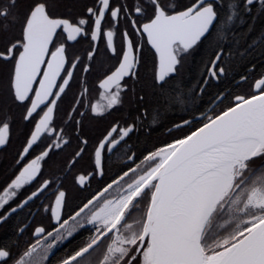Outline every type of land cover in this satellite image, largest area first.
I'll use <instances>...</instances> for the list:
<instances>
[{"label":"snow or ice","instance_id":"snow-or-ice-1","mask_svg":"<svg viewBox=\"0 0 264 264\" xmlns=\"http://www.w3.org/2000/svg\"><path fill=\"white\" fill-rule=\"evenodd\" d=\"M254 11L264 15V0H0V151L12 144L17 111L21 133L0 185V224L51 192L44 211L56 225L35 227L34 239L15 252L0 244V264H49L53 249L80 230L90 234L59 264H264V72L252 77L247 93L218 94V111L176 123L175 129L196 126L102 180L67 218L68 191L62 184L53 191L55 181L45 175L75 142L64 178L85 157L91 170L73 183L85 189L105 177V152L135 124H113L93 142L84 120L105 117L135 94L130 81L139 80L145 44L155 59L160 107L175 108L194 99L171 87L184 60L214 39L218 50L202 84L219 81L226 75L224 45ZM97 63L103 70L92 103L87 77ZM194 91L202 96L205 88ZM158 119L159 110L152 123Z\"/></svg>","mask_w":264,"mask_h":264},{"label":"flooded vegetation","instance_id":"flooded-vegetation-1","mask_svg":"<svg viewBox=\"0 0 264 264\" xmlns=\"http://www.w3.org/2000/svg\"><path fill=\"white\" fill-rule=\"evenodd\" d=\"M63 11V9H61ZM75 14V13H73ZM255 11L252 13L251 16H254ZM246 17V16H245ZM245 24V18L244 21L240 22L238 26H242ZM117 42L119 43V38L117 39ZM214 42V39H213ZM82 47H87V45H83ZM203 47V48H202ZM204 44H200L197 49L194 51V53L186 58L183 62V67L179 73L178 76L174 77L171 83H177L186 81V84L184 86L187 94L186 96L189 97H201L197 96L196 92L194 90L204 87L205 91L203 92L204 97V103L200 102V110L198 112L192 113L196 107L195 103L191 100L187 104H180V116H184L176 123H180L182 119H189L194 120V118L200 117L203 113L210 112L213 108L215 110H219V108H216V104L213 106V104L217 101V99L213 100L210 104L207 102V94L206 89L208 87L207 85H203L202 81H204L207 73V66L209 64V61L213 59V57L208 60L205 58L203 60L201 67H200V75L198 77V81H192L190 77L187 75V71L191 67V63L193 61V58L196 57L198 54L202 53L204 49ZM228 57H224L222 60L221 66H223L227 70V64H228ZM101 61H104L103 68L106 69L110 66L109 62L106 60V58L103 56V54L100 57ZM155 59L152 51L150 48L145 44L142 58H141V64L139 66V80L138 81H130V84L134 87V95L130 94L129 96L125 97V103L124 106L119 109L112 110L111 113L106 114L103 118H85L84 120V134L88 135L93 142L96 140L102 138L103 135L106 134L107 130L110 129V127L113 124L119 123L120 126H127L130 124H135V130L129 134L128 137H126L124 140H122L119 144L116 145L115 148L112 149L111 152H105L104 154V166L106 170V175L103 178H98L91 180L87 188L81 189L78 186H76L73 183V177L74 175L83 172V171H90L91 168L87 163L88 158L85 157L84 160H82L76 168L73 170L72 173L67 174L66 178L65 173L61 171L63 167V161L65 157L69 155L75 148V142H73V145L71 148H68L62 155L55 157V165L48 171L45 172V175L48 177H51L55 181V188L53 191H55L57 188L60 187L62 184L63 187L68 191V197H67V204L63 210V215L65 218L67 216L71 215L77 207L85 201L86 198H88L92 193H94L101 184L102 180H111L112 177L120 173L122 170H127L128 165L134 166L136 163H139L140 160L143 158L144 155H146L149 151L154 150L157 147L155 146L150 149H148L145 153H143L140 148L135 145L136 143V137L144 128V120L145 118L142 117L140 119H136L139 114L134 111V109H139L142 112L144 111L143 108L147 106L148 101L144 102L142 104H138L136 102V95L146 91H155L156 89L152 86V77H153V69H154ZM97 71L94 72L92 75L87 77V84L90 89L89 92V102H96L99 99V90L96 88L97 83V77L99 76L100 72L103 70L101 69L100 63H97L96 65ZM252 68L245 71V74H252ZM7 77V68L4 69L3 72V80L6 81ZM225 76H222L219 81L216 80H210L215 84H218ZM249 80L245 82H241V80L238 81V83H242V92L241 94L247 93L249 91V86L252 80V76H248ZM75 89L73 92H70L68 95V99H71L75 93ZM131 97V99H130ZM103 103V102H102ZM67 107V100L64 104L61 105V116H63V110ZM212 107V108H211ZM221 107V104L219 105ZM194 108V109H193ZM16 117V123L13 126V139L12 144L4 151H0V171L2 172L1 178H0V185H2L5 180L8 178V174L11 172L12 168L11 165L13 163V156L15 154L16 148L18 147V138L21 137L20 133V120H19V112L14 113ZM140 117V116H139ZM152 121V120H151ZM158 122V121H157ZM175 123V124H176ZM173 124L170 129L166 132L172 133V137L166 142L169 143L173 139H175L178 136L183 135L187 131H189L190 127H195V123L191 126H186L183 129H175ZM152 127L157 125L156 123L153 124L151 122ZM164 143V144H166ZM163 144V145H164ZM162 145V146H163ZM133 156V160H129L128 157ZM55 173V175H53ZM47 197V198H46ZM52 199L51 192L46 193L45 196H41L40 199L30 202L29 205H27L25 208L20 209L18 212L12 214V216L9 217L8 220H6L3 224H0V244H5L3 241L6 239L5 232L7 229H9V234L14 233L12 243L11 244H5V245H12L13 251H16V246L22 247L26 243H28L30 240L34 239L31 236V233L35 227L43 226L48 230H52L53 227H55L54 221H52L49 217L50 214L44 211V207H46ZM27 226V227H25ZM25 228V232L23 234H20L18 232L19 228ZM90 233L85 230H80L74 238H70L69 240H66L62 243H59L55 249H53L52 253L49 257V264H59V262L66 257L71 251H73L77 246H79L83 241L88 237Z\"/></svg>","mask_w":264,"mask_h":264},{"label":"trees","instance_id":"trees-1","mask_svg":"<svg viewBox=\"0 0 264 264\" xmlns=\"http://www.w3.org/2000/svg\"><path fill=\"white\" fill-rule=\"evenodd\" d=\"M186 2V0H185ZM255 17V19H253ZM204 51L193 58L191 67L187 71L188 77L192 81H198L200 75V67L207 58L210 60L215 52L218 50L216 42L213 39L203 42ZM252 45V47H249ZM203 48V47H202ZM224 57H228V64L225 77L215 84L209 80L208 87L206 89L207 102L210 104L217 98L218 94H224L226 96H234L244 92L242 90V83H238L241 76H256L260 72H264V15H258L255 12L254 16H246L245 24L237 26L235 28V34L232 36L230 43L224 45ZM254 66V67H253ZM252 68V74H245V71ZM186 81L171 83V87L178 90V94L186 96L187 92L184 88ZM144 96V102L148 101L147 106L143 108L147 112V116H143L139 109H134L142 118L144 117V128L140 132L139 137H136V143L138 148L145 153L148 149L155 146H162L171 137L172 133L166 132L170 127L179 121L184 116H180V107L177 105L173 108L171 105L161 108L163 103L161 99V93L159 90L146 91L137 94L136 96ZM194 97V96H193ZM203 95L201 97H194L192 99L196 107L192 113L200 110V102L204 103ZM229 101L226 99L221 104V107L227 105ZM159 110V119L156 122L157 125L152 127L151 120L156 111ZM2 172L0 171V178ZM9 229L5 232L6 239L3 241L5 244H11L14 233L9 234Z\"/></svg>","mask_w":264,"mask_h":264},{"label":"water","instance_id":"water-1","mask_svg":"<svg viewBox=\"0 0 264 264\" xmlns=\"http://www.w3.org/2000/svg\"><path fill=\"white\" fill-rule=\"evenodd\" d=\"M217 103V101L213 104V106ZM212 108V107H211Z\"/></svg>","mask_w":264,"mask_h":264}]
</instances>
